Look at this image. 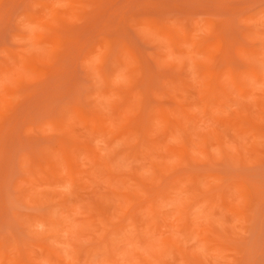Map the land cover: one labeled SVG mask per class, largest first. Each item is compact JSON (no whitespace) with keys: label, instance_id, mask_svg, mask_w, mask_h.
<instances>
[{"label":"rangeland","instance_id":"rangeland-1","mask_svg":"<svg viewBox=\"0 0 264 264\" xmlns=\"http://www.w3.org/2000/svg\"><path fill=\"white\" fill-rule=\"evenodd\" d=\"M0 264H264V0H0Z\"/></svg>","mask_w":264,"mask_h":264}]
</instances>
